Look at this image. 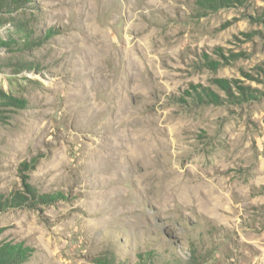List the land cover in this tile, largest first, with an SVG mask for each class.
Instances as JSON below:
<instances>
[{"label": "rangeland", "instance_id": "obj_1", "mask_svg": "<svg viewBox=\"0 0 264 264\" xmlns=\"http://www.w3.org/2000/svg\"><path fill=\"white\" fill-rule=\"evenodd\" d=\"M10 6L0 256L264 264V0ZM124 129L159 132L147 161L118 150Z\"/></svg>", "mask_w": 264, "mask_h": 264}, {"label": "bare ground", "instance_id": "obj_2", "mask_svg": "<svg viewBox=\"0 0 264 264\" xmlns=\"http://www.w3.org/2000/svg\"><path fill=\"white\" fill-rule=\"evenodd\" d=\"M101 51V50H100ZM102 52V51H101ZM104 52V50H103ZM110 52V51H108ZM111 53V52H110ZM104 55V53H103ZM108 61V58H107ZM112 84V83H111ZM119 85V84H118ZM124 86V85H123ZM111 87V86H110ZM115 87V85H114ZM128 87V86H127ZM113 89V88H112ZM116 90V89H115ZM123 91V90H122ZM113 93V92H112ZM121 94V92H120ZM89 104V103H88ZM91 104V103H90ZM85 105V104H84ZM92 105V104H91ZM122 105V104H121ZM119 107V106H118ZM90 111L94 113L96 111L95 106H91ZM98 110V109H97ZM120 110V109H119ZM123 113L128 112L125 110V108L121 109ZM101 111V110H100ZM89 113V112H88ZM89 115V114H88ZM145 121V120H144ZM117 133V131H116ZM159 136V132L157 130H133V129H124L120 134L116 135V146L118 150L124 151L125 154L132 155L135 159H144L147 158L146 156H149V154L154 150V140H157ZM111 138V137H110ZM112 139V138H111ZM163 143V142H162ZM114 146V145H113ZM116 149V147H115ZM158 149V148H157ZM156 149V150H157ZM155 152V151H154ZM158 152V151H157ZM116 153V152H115ZM156 153V152H155ZM157 154V153H156ZM153 156V155H152ZM151 156V158H152ZM155 158V157H154ZM134 159V160H135ZM147 161V159H144V161ZM150 160V159H149ZM152 160V159H151ZM141 161V160H140ZM139 162V161H138ZM150 169V168H149ZM176 169V168H175ZM172 169V172L175 170ZM174 182V181H173ZM178 182H174L173 185H168L169 189L175 188L178 185ZM181 185V184H180ZM203 185H197V186H191L189 184H186L184 186V192L185 193H198ZM181 188V187H180ZM209 188V187H206ZM180 190V189H178ZM209 190H212V188H209ZM189 195V194H188Z\"/></svg>", "mask_w": 264, "mask_h": 264}, {"label": "trees", "instance_id": "obj_3", "mask_svg": "<svg viewBox=\"0 0 264 264\" xmlns=\"http://www.w3.org/2000/svg\"><path fill=\"white\" fill-rule=\"evenodd\" d=\"M28 0H0V10L5 8H10V5H17L27 2ZM0 22L3 23V19L0 17ZM19 26L25 27L24 23H19ZM27 198H23V203H25ZM0 264H17L14 258H9L8 256L2 255L0 256Z\"/></svg>", "mask_w": 264, "mask_h": 264}]
</instances>
